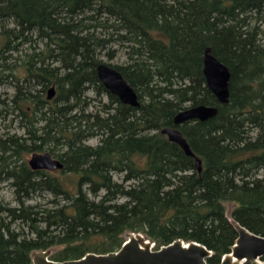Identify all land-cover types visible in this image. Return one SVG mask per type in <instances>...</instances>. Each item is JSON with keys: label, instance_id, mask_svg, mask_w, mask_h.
Segmentation results:
<instances>
[{"label": "trees", "instance_id": "obj_1", "mask_svg": "<svg viewBox=\"0 0 264 264\" xmlns=\"http://www.w3.org/2000/svg\"><path fill=\"white\" fill-rule=\"evenodd\" d=\"M114 43L125 62L107 64L136 90L137 107L97 77V56L113 59ZM206 47L230 71L226 104L206 85ZM5 85L13 94L0 96V118L11 115L22 134L0 133V184L16 202L0 200V264H31L54 246V261L108 253L131 232L154 249L198 242L212 251L207 264H219L237 238L226 203L233 220L264 235V0H0ZM91 87L108 100L87 111ZM200 104L216 115L178 126L198 171L161 130ZM34 152L63 167L32 169ZM46 194V204L28 203Z\"/></svg>", "mask_w": 264, "mask_h": 264}, {"label": "water", "instance_id": "obj_2", "mask_svg": "<svg viewBox=\"0 0 264 264\" xmlns=\"http://www.w3.org/2000/svg\"><path fill=\"white\" fill-rule=\"evenodd\" d=\"M102 85L118 99L133 107L140 102L136 90L116 68L107 63H99L95 67ZM203 75L209 90L216 99L226 104L229 101L230 71L213 53L210 47L204 49ZM55 94L53 86L47 90V99ZM217 108L211 105H195L180 110L173 118V126L161 130L169 141L178 144L184 153L195 160L198 171L201 160L192 151L179 125L189 120H206L216 115ZM28 165L34 169L56 171L63 167L58 158L48 152H34L30 155ZM237 233V238L230 253H226L219 264H264V235H258L240 225L231 217L228 218ZM154 244L141 233H129L126 240L116 251L98 254L87 252L77 259L54 261L49 258L50 251H35L31 255V264H207L212 251L195 241L185 242L176 239L171 243L153 248Z\"/></svg>", "mask_w": 264, "mask_h": 264}, {"label": "rangeland", "instance_id": "obj_3", "mask_svg": "<svg viewBox=\"0 0 264 264\" xmlns=\"http://www.w3.org/2000/svg\"><path fill=\"white\" fill-rule=\"evenodd\" d=\"M32 38L34 39V45L36 47V50L38 51L39 49L42 48L41 41H39V39L36 37V35H34ZM23 48L27 49V46L25 45ZM111 48L114 49L116 52V55L113 59L109 60L105 56V51L102 53V55H98L97 59L104 61L106 63H111V64H122L123 62H125V53H126L127 49L123 45H120L119 43L112 44ZM22 51H24V50H22ZM12 94H13V88L10 87L9 85H5V86L0 87V96H2V97L7 96L8 97ZM86 96H87L88 102L90 103V105L87 107V111L97 110L100 106V101H99L100 99H101V102H107V100H108L105 95L97 94V91L95 90L94 87H91L89 89V91L86 93ZM10 117H11V115H9L8 118L5 120L0 118V133L7 132V131L10 133H13L15 131V132H17L18 135L22 134V129H20L21 127L18 126V123L16 122V120L11 122ZM97 142H98L97 138H92L89 140V143L93 144V145L96 144ZM41 153H43V152H41ZM30 155L31 154L26 155V157H25L26 162L28 161ZM51 172L52 173H59L57 171H51ZM13 198H14L13 197V190L11 187H9L8 181L2 182L0 184V200H3L4 202L10 203V205H12V206H15L16 202L13 200ZM50 198H51V196L46 194L44 196V198L35 197L34 199L29 200L28 203L34 204L36 202H39L42 204H46L47 200H49ZM232 208H233V205L231 203L225 204L226 216L230 217V212H231ZM13 227L16 228V230H17V229L21 228V224L16 222L15 224H13ZM22 228L26 232L29 230L26 226H22ZM152 243H154V242H152ZM153 248H154V246H153ZM60 249H61L60 246H54V247H51L47 250L50 251V255H52L53 253L59 251Z\"/></svg>", "mask_w": 264, "mask_h": 264}]
</instances>
